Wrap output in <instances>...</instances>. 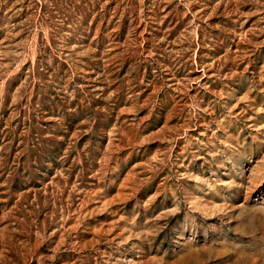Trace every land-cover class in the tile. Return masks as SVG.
Here are the masks:
<instances>
[{"label": "rangeland", "instance_id": "374dc122", "mask_svg": "<svg viewBox=\"0 0 264 264\" xmlns=\"http://www.w3.org/2000/svg\"><path fill=\"white\" fill-rule=\"evenodd\" d=\"M0 264H264V0H0Z\"/></svg>", "mask_w": 264, "mask_h": 264}]
</instances>
